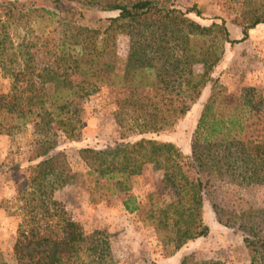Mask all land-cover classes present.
<instances>
[{
  "label": "trees",
  "instance_id": "obj_1",
  "mask_svg": "<svg viewBox=\"0 0 264 264\" xmlns=\"http://www.w3.org/2000/svg\"><path fill=\"white\" fill-rule=\"evenodd\" d=\"M258 1L240 11L236 23L242 37L231 39L223 18L205 25L189 17L202 16L195 4L181 10L164 0H48L46 7L0 0V16L9 22L48 19L51 25L39 38H23L13 54L17 66L11 58L8 69L0 61L2 77L9 80L7 90L0 88V133L31 124L37 134L22 168L24 188L16 195L23 202L13 245L17 264H114L106 236L99 231L86 234L53 198L72 173L55 156L47 157L59 137L73 139L83 101L102 89L111 97L116 121L126 131L143 135L171 127L159 114V97L177 98L182 113L209 87L189 155L172 142L144 137L79 150L102 195L121 197L123 210L130 214L142 212L146 204L132 179L147 164L161 165L167 198L151 202L150 194L148 222L164 256L209 233L203 218V175L223 169L243 183L264 180V141L243 142L251 134V100L241 96L243 105H234L216 73L225 45L245 40L248 30L264 23V0ZM88 11L117 14L91 25L83 22ZM118 34L128 38L124 61L116 52ZM40 54L44 62H38ZM211 207L219 224L241 233L249 264H264V208L238 212ZM179 264L221 263L189 254Z\"/></svg>",
  "mask_w": 264,
  "mask_h": 264
},
{
  "label": "rangeland",
  "instance_id": "obj_2",
  "mask_svg": "<svg viewBox=\"0 0 264 264\" xmlns=\"http://www.w3.org/2000/svg\"><path fill=\"white\" fill-rule=\"evenodd\" d=\"M21 1L34 6L46 7L49 4L48 0ZM245 1L247 0H164L166 4L181 10L197 5L202 16L192 13L188 16L201 24L208 25L215 17L223 18L231 39L242 37L241 28L236 23L240 19V11L249 8L252 1L259 2ZM116 14V11H88L83 22L93 25L98 18L104 19ZM50 29L48 19L18 23L9 22L0 16V61L2 59L8 69L6 62L11 58V64L17 66L15 63L18 59L13 54L18 52L23 38L33 40L39 38L44 30L47 33ZM115 44L118 58L124 61L128 51L127 36L118 34ZM1 49L4 52L1 53ZM37 60L44 62L45 58L40 54ZM3 72L0 69V88L7 90L9 80L2 77ZM216 73L219 74L220 83L226 88V94L233 97L234 105L242 106L245 100H251V110L247 118L251 125V134H247L249 136L243 138V142L264 141V23L248 30L245 40L233 46L225 45L224 56ZM249 89L253 91H248ZM209 95V87H206L200 98L182 113L179 110L182 104L177 98L166 95L159 97V114L169 120L171 127L158 133L139 135L126 131L124 125L116 121L111 97L102 89L83 101L73 139L59 137L55 149L47 155L55 156L56 162L72 173L66 184L54 190L53 198L62 205L66 214L82 226L86 234L99 231L106 236L114 264H179L180 259L189 254L197 260L211 259L221 264H249L250 254L244 245L243 236L238 230L219 224L211 205L218 204L238 212L264 208V180L243 183L223 169L203 175V218L209 227V233L206 237L189 242L174 255L166 257L162 252L161 240L148 222L150 194H153L151 202L156 198H167L162 193L164 183L161 165L147 164L141 174L132 179L134 191L144 197L146 204L142 212L130 214L123 210L121 197L102 195L99 185L87 174L88 168L79 156L82 148L103 149L141 137L172 142L183 154L189 155L195 125ZM236 97L241 100L236 101ZM258 99L260 100L257 101ZM36 138L37 134L31 124L20 126L7 134L0 133V260L4 264H17L13 245L18 224L22 221L23 202L16 195L24 188L22 168L27 165L26 159ZM232 149L235 152V148Z\"/></svg>",
  "mask_w": 264,
  "mask_h": 264
}]
</instances>
